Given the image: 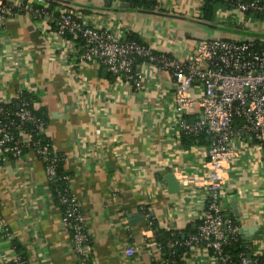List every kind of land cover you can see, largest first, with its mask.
<instances>
[{"label": "crops", "instance_id": "1", "mask_svg": "<svg viewBox=\"0 0 264 264\" xmlns=\"http://www.w3.org/2000/svg\"><path fill=\"white\" fill-rule=\"evenodd\" d=\"M52 1L73 10L86 25L110 29L122 40L153 43L180 62L209 38H264V20L241 13L227 0L214 3L210 19L204 16V0H160L151 10L122 6L119 0ZM231 26L248 32L232 38L226 29ZM71 49L54 27L26 12L10 15L0 27V101L11 102L18 89L36 96L35 106L47 117L53 148L64 160L86 217L93 264H163V251L156 244L146 246L145 234L159 240L144 211L153 225L184 236L200 217L204 198L197 180L205 158L202 150L188 151L175 129L171 73L140 62L146 85L136 91L117 86L98 62L78 61ZM15 60L20 66L13 65ZM199 90L196 86L193 92ZM235 146L239 154L225 172L224 200L242 228L257 227L252 247L255 253L260 245L264 262V155L243 139ZM177 169L187 172L189 184L183 185ZM171 172L177 192L169 189ZM137 214L138 219L132 217ZM15 242L28 264H77L45 165L32 152L0 160V264L10 263ZM127 247L134 254L127 255ZM181 260L215 264L201 251L190 250Z\"/></svg>", "mask_w": 264, "mask_h": 264}, {"label": "built area", "instance_id": "2", "mask_svg": "<svg viewBox=\"0 0 264 264\" xmlns=\"http://www.w3.org/2000/svg\"><path fill=\"white\" fill-rule=\"evenodd\" d=\"M227 4L241 13L264 14V0H227ZM17 12H26L49 28L54 27L56 34L71 45L70 53L78 61L98 62L109 71L117 86L136 91L144 88L146 76L137 69L140 62L170 71L174 93L169 109L179 137L205 136L208 140L188 149L202 150L205 158L197 180L204 198L200 223L188 234L185 243L174 237L162 244L154 235L145 234L146 246L156 244L162 251L169 249L168 256L163 252V264L176 262L177 247L181 245L207 253L215 264H249L247 253H240L234 259L228 250L243 234L241 225L227 212L224 176L239 154L236 141L254 143L264 155V38L259 41L209 38L180 62L153 43L122 40L110 29L86 25L73 10L51 6L48 0H0V27ZM13 65L20 66V62L15 60ZM196 86L199 93L193 92ZM24 90L18 89L14 98L19 108L10 106L13 100L0 101V160L9 157L19 160L28 152L35 153L43 161L52 183L57 177L58 158L54 155L47 123L34 111L37 106L34 109L30 106ZM176 174L183 185L190 183L187 172L177 169ZM64 179L66 185L55 190L63 207V226L71 233L77 264H93L95 257L86 217L71 190V178ZM144 216L153 229L149 211L145 210ZM255 246L252 260L259 264L262 252L259 244ZM134 252L133 247L125 249L127 255ZM9 262L28 264L17 252Z\"/></svg>", "mask_w": 264, "mask_h": 264}, {"label": "trees", "instance_id": "3", "mask_svg": "<svg viewBox=\"0 0 264 264\" xmlns=\"http://www.w3.org/2000/svg\"><path fill=\"white\" fill-rule=\"evenodd\" d=\"M49 3H51V6H54L55 1L52 0H48ZM204 7H203V12H204V16L206 18H212V14H214V10H215V2L218 3L220 0H204ZM222 1V0H221ZM160 0H129V3L132 7L135 8H142V9H147V10H151L156 8V6L159 4ZM259 18H261L262 20H264V14H260ZM23 95L28 99L30 106L34 109L35 106V101H36V96L29 92L28 90H24ZM18 105V101L17 99H14L12 101V103H10V106L16 108ZM38 115H40L47 123V117L45 115V113L42 111V109H35L34 110ZM44 137V136H43ZM48 137H46L47 139ZM50 138V137H49ZM182 142L184 147H190L191 145L195 144V143H207V137L205 136H189V135H182ZM53 147V146H52ZM54 149V148H53ZM54 155H56V157L58 158V166H57V177L53 180L52 184V188L54 191V194H56L55 190L57 188H63L66 185V181L64 179V177L69 176L70 177V173L65 169V163L64 160L60 157V155L55 152ZM58 201V199H57ZM59 203V201H58ZM60 205V204H59ZM61 208L62 205H60ZM200 223V221H195V224H189L188 227L186 228L185 231V235L183 236L182 232L176 231V230H165L162 229L160 227H157V225H155L154 223V227L157 228L156 229V235H157V239L159 240V242H161L162 244H166V242L174 237H177L178 239H180L181 242L185 243V240L188 237V234L191 232H194L196 230V225H198ZM15 246V251L20 254L24 260L28 261L27 258L24 256V254L22 253V248L20 246V244L18 243H14ZM190 247L186 246V245H181L179 247H177V255L175 257L176 262L173 264H181L182 260L181 257L184 254L185 256L189 254L190 252ZM229 252L233 254L234 259H238L239 258V254L240 253H247L248 251H250L253 254V257L255 258L254 255V248L252 247V242L250 241H245L243 239H240V241L238 243H235L234 245H232L229 249ZM163 252H165V256H168V252L169 249H164ZM259 264H264L263 262V258L262 256H260L259 258Z\"/></svg>", "mask_w": 264, "mask_h": 264}, {"label": "water", "instance_id": "4", "mask_svg": "<svg viewBox=\"0 0 264 264\" xmlns=\"http://www.w3.org/2000/svg\"><path fill=\"white\" fill-rule=\"evenodd\" d=\"M129 6V2H122V6ZM254 15V14H253ZM257 16H259L257 14ZM17 107L19 108L20 107V104L17 105ZM166 179H167V182H168V185H169V189L171 192H177L178 190V180L176 179L175 177V174L173 172L169 173L167 176H166ZM232 206L234 208V213L236 214V216L238 218H240V214H238V209H237V206H236V201H232ZM132 217H134L135 219H138L139 215H133ZM133 222V221H131ZM257 230V227L256 226H251V227H243L242 228V239L245 240V241H252L253 239V235L255 233V231ZM247 258L250 260V263L249 264H254L253 260H252V253L250 251L247 252Z\"/></svg>", "mask_w": 264, "mask_h": 264}, {"label": "rangeland", "instance_id": "5", "mask_svg": "<svg viewBox=\"0 0 264 264\" xmlns=\"http://www.w3.org/2000/svg\"><path fill=\"white\" fill-rule=\"evenodd\" d=\"M250 27H252V25H250ZM226 29H228L227 31L229 33L233 34V36H231L232 38H243L246 36V33L248 32V31L236 30L233 26L227 27ZM215 38H221V37H215Z\"/></svg>", "mask_w": 264, "mask_h": 264}]
</instances>
